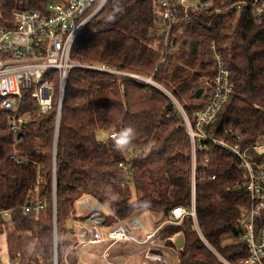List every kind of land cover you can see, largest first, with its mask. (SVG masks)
<instances>
[{
	"label": "trees",
	"instance_id": "1",
	"mask_svg": "<svg viewBox=\"0 0 264 264\" xmlns=\"http://www.w3.org/2000/svg\"><path fill=\"white\" fill-rule=\"evenodd\" d=\"M49 1L0 0V28L15 25L13 12L19 6L44 10ZM199 1H211L212 7L182 20L185 30L177 38L178 54L163 68L165 46L153 33L156 24L165 22L162 0H108L77 39L73 57L83 64H106L119 72L152 77L195 123V113L207 103L203 95L197 96L202 78L216 73L214 40L231 70L234 91L204 131L232 146L262 143L264 13L259 16L250 7L225 14L233 3L255 0ZM34 104L28 95L18 104L17 117L27 120L18 135L8 127L12 113L0 105V242L5 240L10 262L55 264L57 251V264H78V230L68 223L79 220L76 203L90 195L110 209L104 222V229L110 227L107 233L140 209L163 212L171 220L173 208H191L194 198L196 222L187 215L159 231L178 251L175 264H252L242 240L250 195L242 186L238 157L213 141L196 142L193 182V142L163 90L125 75L77 68L67 80L57 132L56 109L42 114ZM129 126L135 129V139L118 151L110 135ZM99 130L107 132L106 140L97 138ZM130 156L132 172L120 166L128 164ZM252 156L257 163L264 160L263 152ZM35 206L42 207L33 210ZM262 229L264 209L255 220L256 232ZM180 234L184 245L178 249L173 239ZM227 236L236 241L226 243Z\"/></svg>",
	"mask_w": 264,
	"mask_h": 264
},
{
	"label": "built area",
	"instance_id": "2",
	"mask_svg": "<svg viewBox=\"0 0 264 264\" xmlns=\"http://www.w3.org/2000/svg\"><path fill=\"white\" fill-rule=\"evenodd\" d=\"M107 2L108 0H52L47 3L44 10L21 5L13 12L15 25L11 28H0V105L4 111L12 113L9 130L18 135L23 129V124L27 122L25 118L17 115L18 104L28 95L42 114L56 109L57 132L67 80L70 73L77 68L125 75L160 88L173 101L193 142V182L197 169L196 142L202 144L213 141L215 145L231 150L238 157L243 171L242 186L250 195V211L242 218V240L247 242L251 252L249 262L264 264V229L259 233L255 230V220L264 209V160L257 163L252 156V152L264 153V142L246 148L240 144L232 146L227 141L216 139L204 131V127L216 119L234 91L231 70L218 51L216 42L211 41L216 73L213 77L202 78L201 95L205 97L207 103L203 109L195 113L196 120L193 123L179 100L152 77L119 72L106 64H83L73 57L77 39L104 9ZM162 7L165 8L163 19L166 23L156 24L153 33L158 39H163L165 50L160 63V67L163 68L178 54V50H175L177 38L185 30V27L181 28L180 25L182 20L189 21L191 12L208 11L212 7V2L162 0ZM250 7L255 8L259 16L264 13V1L255 0L252 4L247 1L233 3L226 8L225 14L234 12L239 14ZM221 11L222 9H217L218 13ZM214 25L210 24L212 27ZM135 153L138 154L139 151ZM12 158L19 164L23 163L21 157L12 155ZM133 159L134 156H130L129 163L122 162L120 166L125 171L132 172ZM40 207L42 206H35L32 209L38 210ZM79 207L83 223L78 227V242L75 249L106 243L107 249L104 254L108 256L113 246L131 244L140 248L139 253L144 257H152L163 263L170 259L171 250L159 235L160 227L147 232L140 219L132 216L105 233L104 222L108 216L106 212L108 208L96 199H84ZM4 214L7 215L8 212L5 211ZM171 215L172 219L167 223H180L187 215H191L196 222L195 199L193 198L191 208L177 206L172 209Z\"/></svg>",
	"mask_w": 264,
	"mask_h": 264
},
{
	"label": "crops",
	"instance_id": "3",
	"mask_svg": "<svg viewBox=\"0 0 264 264\" xmlns=\"http://www.w3.org/2000/svg\"><path fill=\"white\" fill-rule=\"evenodd\" d=\"M84 199L95 200V198H93L90 195H83L77 201L76 215L78 216L79 220H76V222L73 224V226L76 229L79 227L80 224L83 223L79 205L80 202L83 201ZM105 206L108 208V210L106 211L108 215L110 213V209L107 205ZM133 216L138 217L140 219L147 232L155 230L156 228L159 227L161 228L162 226L165 225V222L168 221V218H166L163 212H154L146 209L137 210L133 214ZM108 230L105 229V232ZM177 238L178 236H176L173 240L176 241ZM168 247L171 250L170 259L168 260V262L163 263L154 260L152 257H148V258L144 257L139 253L140 248L135 247L134 245L131 244H119L113 246L109 250L108 256H105L106 254H104L105 250L107 249L106 243L97 244V245H88L81 250L78 249V264H175L178 258L176 254H174V252H176L177 250H175L176 248L172 246L168 245Z\"/></svg>",
	"mask_w": 264,
	"mask_h": 264
},
{
	"label": "clouds",
	"instance_id": "4",
	"mask_svg": "<svg viewBox=\"0 0 264 264\" xmlns=\"http://www.w3.org/2000/svg\"><path fill=\"white\" fill-rule=\"evenodd\" d=\"M136 132L131 126L123 128L118 133L113 132L111 139L113 140V146L118 151H124L127 149L135 139Z\"/></svg>",
	"mask_w": 264,
	"mask_h": 264
},
{
	"label": "rangeland",
	"instance_id": "5",
	"mask_svg": "<svg viewBox=\"0 0 264 264\" xmlns=\"http://www.w3.org/2000/svg\"><path fill=\"white\" fill-rule=\"evenodd\" d=\"M174 59V58H173ZM155 81V80H154ZM156 82V81H155ZM158 83V82H157ZM160 84V83H158ZM161 85V84H160ZM108 137L107 132L103 131V130H99L97 131V138L100 140H106ZM77 220V219H76ZM75 220V221H76ZM142 223V222H141ZM165 224H167V222H165ZM143 225V224H142ZM73 227V221L71 222V226L70 228ZM110 227L106 226V229L108 230ZM78 230V228H77ZM226 243H230V242H234L236 241V239H234L233 237L227 236L225 238ZM81 250V249H79ZM177 250V249H175ZM174 252V251H173ZM172 252V253H173ZM174 254H178V251L174 252ZM20 256V254H18ZM178 256V255H177ZM56 259V258H55ZM0 264H17V261L15 262H10L9 261V257H8V253H7V249H6V242L5 240L2 238V241L0 242Z\"/></svg>",
	"mask_w": 264,
	"mask_h": 264
},
{
	"label": "water",
	"instance_id": "6",
	"mask_svg": "<svg viewBox=\"0 0 264 264\" xmlns=\"http://www.w3.org/2000/svg\"><path fill=\"white\" fill-rule=\"evenodd\" d=\"M202 94V89H199L198 92H197V96H201ZM56 136H57V133H56ZM56 141V140H55ZM55 146H56V142H55ZM69 224V227L71 226V221L68 223ZM55 242H57V228H56V225H55ZM184 245V236L182 234H180L178 236V238L176 239V247L178 249H181ZM55 258H56V264H57V251H56V254H55Z\"/></svg>",
	"mask_w": 264,
	"mask_h": 264
}]
</instances>
